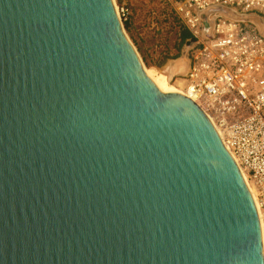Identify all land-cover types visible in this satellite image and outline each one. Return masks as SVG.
Here are the masks:
<instances>
[{"label":"water","instance_id":"1","mask_svg":"<svg viewBox=\"0 0 264 264\" xmlns=\"http://www.w3.org/2000/svg\"><path fill=\"white\" fill-rule=\"evenodd\" d=\"M0 264H264L237 164L114 0H0Z\"/></svg>","mask_w":264,"mask_h":264},{"label":"built area","instance_id":"2","mask_svg":"<svg viewBox=\"0 0 264 264\" xmlns=\"http://www.w3.org/2000/svg\"><path fill=\"white\" fill-rule=\"evenodd\" d=\"M187 29L188 66L170 78L217 130L252 194L264 233V36L248 20L220 12L256 16L264 24V0H162ZM126 22L131 12L117 4ZM205 21H211L205 34Z\"/></svg>","mask_w":264,"mask_h":264},{"label":"rangeland","instance_id":"3","mask_svg":"<svg viewBox=\"0 0 264 264\" xmlns=\"http://www.w3.org/2000/svg\"><path fill=\"white\" fill-rule=\"evenodd\" d=\"M116 3H125L131 12L122 24L143 66L161 86H167L169 70L182 56L184 43L180 30L183 24L162 0H116ZM169 82L176 88L172 80Z\"/></svg>","mask_w":264,"mask_h":264},{"label":"bare ground","instance_id":"4","mask_svg":"<svg viewBox=\"0 0 264 264\" xmlns=\"http://www.w3.org/2000/svg\"><path fill=\"white\" fill-rule=\"evenodd\" d=\"M180 65V62H177V66ZM144 68V71L145 73L147 74V76L153 81V83L162 91V92H170V91H173V92H177V93H181L180 90H178L177 88L173 87L168 78L166 77V83H167V86H161L155 79L154 77L148 72V70L143 66ZM180 70H182V67L179 66ZM262 231V229H261ZM262 243H263V254H264V233L262 232Z\"/></svg>","mask_w":264,"mask_h":264},{"label":"trees","instance_id":"5","mask_svg":"<svg viewBox=\"0 0 264 264\" xmlns=\"http://www.w3.org/2000/svg\"><path fill=\"white\" fill-rule=\"evenodd\" d=\"M189 37H190L189 32L187 31V29H186L184 26H182V28H181V30H180V38H181V42L185 43L186 40H187ZM152 73H154L153 70H152ZM154 75H156V74L154 73ZM158 76L161 78V80H163V81L165 80L164 77H163L162 75H158Z\"/></svg>","mask_w":264,"mask_h":264}]
</instances>
